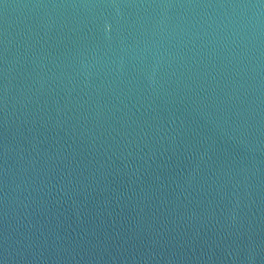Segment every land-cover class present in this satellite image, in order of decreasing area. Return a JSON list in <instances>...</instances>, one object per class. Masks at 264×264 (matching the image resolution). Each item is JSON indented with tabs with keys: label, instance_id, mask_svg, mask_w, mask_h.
<instances>
[{
	"label": "water",
	"instance_id": "water-1",
	"mask_svg": "<svg viewBox=\"0 0 264 264\" xmlns=\"http://www.w3.org/2000/svg\"><path fill=\"white\" fill-rule=\"evenodd\" d=\"M0 264H264V0H0Z\"/></svg>",
	"mask_w": 264,
	"mask_h": 264
}]
</instances>
